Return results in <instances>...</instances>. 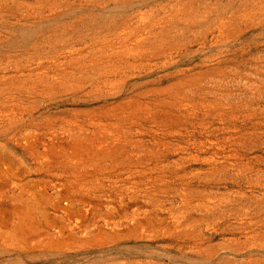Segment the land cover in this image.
<instances>
[{
	"label": "rangeland",
	"instance_id": "obj_1",
	"mask_svg": "<svg viewBox=\"0 0 264 264\" xmlns=\"http://www.w3.org/2000/svg\"><path fill=\"white\" fill-rule=\"evenodd\" d=\"M0 264H264V0H0Z\"/></svg>",
	"mask_w": 264,
	"mask_h": 264
}]
</instances>
